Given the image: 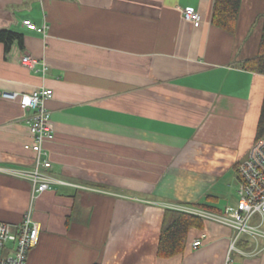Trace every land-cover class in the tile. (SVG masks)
I'll return each instance as SVG.
<instances>
[{
    "label": "crops",
    "instance_id": "obj_1",
    "mask_svg": "<svg viewBox=\"0 0 264 264\" xmlns=\"http://www.w3.org/2000/svg\"><path fill=\"white\" fill-rule=\"evenodd\" d=\"M214 1L0 0V27L25 34L9 52L0 41V221L31 211L40 223L27 264H264L249 237L230 253L234 230L215 222L158 256L166 208L237 203L238 164L257 140L264 74L244 62L259 53L264 0L242 1L235 33L213 24ZM188 6L200 21L183 17ZM44 86L58 181L34 197L18 174L35 165L34 112L2 93Z\"/></svg>",
    "mask_w": 264,
    "mask_h": 264
},
{
    "label": "built area",
    "instance_id": "obj_2",
    "mask_svg": "<svg viewBox=\"0 0 264 264\" xmlns=\"http://www.w3.org/2000/svg\"><path fill=\"white\" fill-rule=\"evenodd\" d=\"M183 17L189 21H200L199 10L188 6L183 9ZM24 24L42 34L47 33L48 26L37 25L26 18ZM21 62L32 71H39L41 60L36 56L25 53ZM43 72L48 66L43 63ZM54 91L49 87H41L30 93L4 91L2 96L10 100H19L25 110H33L30 128L34 141L28 145L36 154L35 165L30 169L19 170L18 174L30 180L33 184V196L49 190L58 181L50 170L52 162L45 146L48 140L55 136L52 114L46 106V100L52 97ZM238 201L222 211H214L203 207L179 206L178 209L196 214L204 222H215L234 230L230 253L237 250L238 243L246 237L251 238L257 245V253L264 248V136L252 144L248 156L239 162ZM60 181V180H59ZM62 182V181H61ZM41 225L32 212H27L19 224L0 221V264H27L29 252L40 241ZM203 239H197L193 246H201ZM229 253L228 261L231 260Z\"/></svg>",
    "mask_w": 264,
    "mask_h": 264
},
{
    "label": "trees",
    "instance_id": "obj_3",
    "mask_svg": "<svg viewBox=\"0 0 264 264\" xmlns=\"http://www.w3.org/2000/svg\"><path fill=\"white\" fill-rule=\"evenodd\" d=\"M243 0H215L213 7L212 22L231 33H235ZM25 34L12 27H0V41L5 44L7 52L12 45L18 41L24 46ZM247 69L264 74V26L261 36L259 53L244 62ZM264 136V99L260 120L257 128L256 139ZM203 208H209L203 205ZM211 209V208H210ZM204 220L196 214L168 207L165 210L163 226L161 231L158 256L168 258L182 253L186 248L187 237L192 227H203ZM245 240L240 244H246Z\"/></svg>",
    "mask_w": 264,
    "mask_h": 264
},
{
    "label": "rangeland",
    "instance_id": "obj_4",
    "mask_svg": "<svg viewBox=\"0 0 264 264\" xmlns=\"http://www.w3.org/2000/svg\"><path fill=\"white\" fill-rule=\"evenodd\" d=\"M232 199H234V198H236L237 197V195H238V193L236 192V190L234 189V190H232Z\"/></svg>",
    "mask_w": 264,
    "mask_h": 264
}]
</instances>
